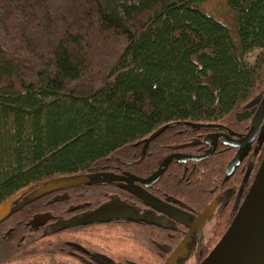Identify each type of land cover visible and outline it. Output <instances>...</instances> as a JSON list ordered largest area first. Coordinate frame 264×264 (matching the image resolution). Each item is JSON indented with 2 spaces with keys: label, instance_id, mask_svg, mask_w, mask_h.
<instances>
[{
  "label": "trees",
  "instance_id": "1",
  "mask_svg": "<svg viewBox=\"0 0 264 264\" xmlns=\"http://www.w3.org/2000/svg\"><path fill=\"white\" fill-rule=\"evenodd\" d=\"M263 95L264 0H0V205L27 191L0 220V264H164L177 240L161 226L70 227L115 203L156 215L128 186L50 185L147 178L172 154H203L209 132L248 133ZM250 149L229 177L236 149L222 144L203 161H172L145 196L196 212L224 199L217 241L264 140Z\"/></svg>",
  "mask_w": 264,
  "mask_h": 264
},
{
  "label": "water",
  "instance_id": "2",
  "mask_svg": "<svg viewBox=\"0 0 264 264\" xmlns=\"http://www.w3.org/2000/svg\"><path fill=\"white\" fill-rule=\"evenodd\" d=\"M263 122L264 95L251 120L248 133L241 139L230 140V142L226 143L229 146L239 148L237 155L226 168L227 175H230L234 168L239 165V155L241 150L255 140L262 128ZM211 138L212 137H207L205 143L208 145L214 144L213 142H208ZM214 149L215 146L202 156L172 154L162 161L158 171L144 179L132 175L116 176L113 174H98L94 175L92 178L85 176H71L55 180L50 185V188L88 184L93 185L97 180L123 183L128 186V189L132 193L140 197L146 204L159 210L160 206L153 203L145 196V189L150 188L159 180L164 170L172 161H178L179 163H186L187 161L200 162L207 159ZM26 195L27 191L19 192L5 204L0 205V220L9 214L12 203ZM207 210H209V208ZM207 217L208 212L205 211L196 218L191 227L195 228L202 224ZM44 220L45 219H42V221ZM184 245L185 242L183 241L164 264L175 263L177 253L184 247ZM200 264H264V158L254 182L233 222L219 242Z\"/></svg>",
  "mask_w": 264,
  "mask_h": 264
},
{
  "label": "flooded vegetation",
  "instance_id": "3",
  "mask_svg": "<svg viewBox=\"0 0 264 264\" xmlns=\"http://www.w3.org/2000/svg\"><path fill=\"white\" fill-rule=\"evenodd\" d=\"M245 135L237 136V135L230 133L229 131H226L225 129L214 130L212 132H209L203 138V142L205 143V139L207 137H209V138L212 137L211 139L208 140V142H213L214 144L208 145L205 143V145L208 148L205 150V152L203 154L207 153L213 146H215V149L220 144H222L223 146H229L226 144L227 142H230V140L241 139ZM259 139L264 140V124L262 125V128L259 131L255 140L251 144L246 145L241 150L240 155H239V165L238 166H240L241 161L243 160V157L246 156L247 154L251 153V149H250L251 146L254 143H256ZM229 147L236 149V154H235V156H236L238 151H239V148L233 147V146H229ZM215 149H214V151H215ZM214 151L212 152V154L214 153ZM203 154L198 155V156H202ZM235 156L233 157V159L235 158ZM235 168H234V170H235ZM234 170H233V172H234ZM233 172L230 175L226 174V176L227 177L231 176L233 174ZM225 173H226V169H225ZM240 200H241V198L239 199V201ZM223 201H224V199H223ZM223 201H222V199H220L219 196H216L214 198V201L212 203H210L206 208H204L200 212H196V211L192 210L191 208L190 209H183V208L179 209L178 207H175V206H171V205L166 206V205H163L161 203H157V202L152 201L153 203H156L157 205L160 206V209L158 210V209L149 205L154 210V212H156V215L151 214L149 212L144 213V211L142 212L138 207H133V211H132L133 214L131 215L132 217H130V216L129 217L112 216L110 218H103L102 215L105 213V209L107 207L106 206L97 213L86 214L84 216H77V219L75 220L74 223H72V225L70 227L79 228L82 225H85L88 223L107 222L109 220H111V221L117 220V222H119V220H124V219H126V220L131 219L133 221L139 220L141 222H149V223L155 224L157 226H161L165 229L166 232L169 233V239H170V237H172L173 239L175 238L177 240L176 247H178L183 241L185 242L184 247L182 249H180L177 253V259H176L175 263H173V264H180L181 263L180 260L182 258L187 257L190 259L192 256H194V254H195L194 251H192L190 254L189 252H187V250L201 249V248H205V247L213 249L215 247V245L219 242V240L222 238L221 237L220 239L215 241V234L217 233L216 232L217 228L219 227V224L223 218L222 215L225 212V209L222 208V202ZM115 204L117 205L119 203H115ZM208 208H209V210H207ZM205 211L208 212V217L205 219V221L202 224L198 225L197 227L192 228L191 226L194 223V221L196 220V218L199 215H201L202 213H204ZM133 216L136 217L137 219H135ZM62 228H63L62 226L58 225L56 227V230H60ZM96 243H98L97 240H96ZM197 254H199V253H196V255L194 256L195 258H197L196 257ZM194 257H193V260H195Z\"/></svg>",
  "mask_w": 264,
  "mask_h": 264
},
{
  "label": "rangeland",
  "instance_id": "4",
  "mask_svg": "<svg viewBox=\"0 0 264 264\" xmlns=\"http://www.w3.org/2000/svg\"><path fill=\"white\" fill-rule=\"evenodd\" d=\"M257 51L247 56V62L252 63L254 57L256 56ZM132 206L129 204H109L106 209L105 213L102 215L103 218H110L112 216L115 217H129L133 214ZM102 245V244H101ZM103 248H106V245H102ZM183 264H196L195 260H189Z\"/></svg>",
  "mask_w": 264,
  "mask_h": 264
}]
</instances>
